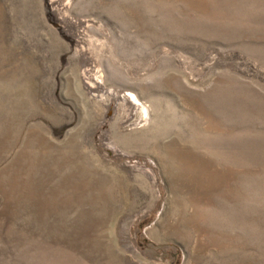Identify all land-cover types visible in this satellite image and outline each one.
Returning a JSON list of instances; mask_svg holds the SVG:
<instances>
[{
    "label": "rangeland",
    "instance_id": "374dc122",
    "mask_svg": "<svg viewBox=\"0 0 264 264\" xmlns=\"http://www.w3.org/2000/svg\"><path fill=\"white\" fill-rule=\"evenodd\" d=\"M0 264H264V0H0Z\"/></svg>",
    "mask_w": 264,
    "mask_h": 264
}]
</instances>
